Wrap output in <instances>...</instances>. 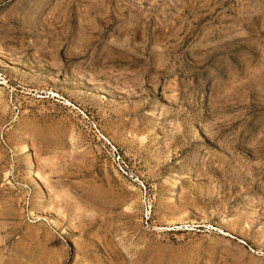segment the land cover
Wrapping results in <instances>:
<instances>
[{
  "label": "rangeland",
  "instance_id": "rangeland-1",
  "mask_svg": "<svg viewBox=\"0 0 264 264\" xmlns=\"http://www.w3.org/2000/svg\"><path fill=\"white\" fill-rule=\"evenodd\" d=\"M0 264H264V0H0Z\"/></svg>",
  "mask_w": 264,
  "mask_h": 264
},
{
  "label": "bare ground",
  "instance_id": "bare-ground-1",
  "mask_svg": "<svg viewBox=\"0 0 264 264\" xmlns=\"http://www.w3.org/2000/svg\"><path fill=\"white\" fill-rule=\"evenodd\" d=\"M28 148V147H27ZM27 150V149H26ZM34 165V164H33ZM29 166H32V164L31 165H29ZM42 199V198H41ZM43 200H45V199H43Z\"/></svg>",
  "mask_w": 264,
  "mask_h": 264
}]
</instances>
